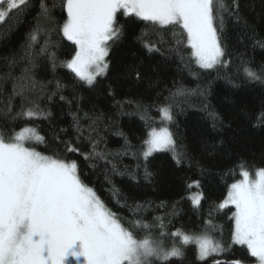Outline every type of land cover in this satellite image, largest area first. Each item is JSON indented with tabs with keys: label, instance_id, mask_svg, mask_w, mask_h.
Returning a JSON list of instances; mask_svg holds the SVG:
<instances>
[{
	"label": "trees",
	"instance_id": "trees-1",
	"mask_svg": "<svg viewBox=\"0 0 264 264\" xmlns=\"http://www.w3.org/2000/svg\"><path fill=\"white\" fill-rule=\"evenodd\" d=\"M45 2L49 7L54 2L59 5V0ZM39 3L40 0H31L30 7L14 11L7 23H0V130L3 134L12 135L24 127L35 128L44 140H33L27 146L45 155L60 154L75 160L85 182L119 217L150 224H158L160 221L155 218H162L167 225L165 229H137L138 238L162 239L164 245L180 247L184 254L152 264H211L216 259L231 261L246 256L244 246L233 245L231 252L200 261L196 258L197 246L183 245L178 240L180 237L172 233L179 229L188 235L200 234L211 221L208 234L227 247L234 227L230 217L235 209L231 205L219 209L218 205L243 171L264 168V84L244 74L245 66L258 73L264 69V0H237L236 14H225L221 39L228 64L213 69H202L195 63L186 34L183 43L177 44L181 30L152 26L134 15L118 14L122 35L110 42L109 68L92 85L81 81L62 64L53 68L48 55L40 54L45 43L40 33H37L39 42L30 50L34 66L29 65L25 52L29 33L36 27ZM52 14L54 21L41 19V26L46 30L62 24L61 17L66 16L59 6ZM143 32L148 36L139 39ZM50 38L53 42L50 51L56 53L58 60H70L75 46L55 31H51ZM149 42L155 43L159 51L150 52L145 47ZM26 67L46 90L25 93L28 100L23 101L24 109L31 108L28 101L35 100L46 115L13 120L11 117L21 111L22 104L21 96L14 94L13 88L22 83L19 78ZM57 81L62 85L59 90ZM53 92L56 94L51 95ZM61 96L65 99L61 100ZM9 105L12 111L6 115ZM167 105H171L173 113L170 131L186 153L181 164L176 163L172 151L155 152L147 161L141 155L148 133L153 127H162L161 109ZM210 111L218 119L214 121ZM85 112L103 114L99 134L104 142L99 148L121 153L109 157L116 165L115 172L105 161H90L79 153L65 151V142L76 136L73 113L83 116ZM87 123L81 121L85 128ZM84 135L87 136L86 131ZM125 137L133 146L128 154H123ZM80 147L82 151L90 150L87 140ZM145 164L153 173L150 180L143 178ZM196 181H199L198 188ZM189 184L194 186L189 188ZM195 192L203 194L199 206H194L190 198ZM212 226L219 230H212ZM251 259L255 263V258Z\"/></svg>",
	"mask_w": 264,
	"mask_h": 264
},
{
	"label": "snow or ice",
	"instance_id": "snow-or-ice-1",
	"mask_svg": "<svg viewBox=\"0 0 264 264\" xmlns=\"http://www.w3.org/2000/svg\"><path fill=\"white\" fill-rule=\"evenodd\" d=\"M30 6L31 0H0V23H7L14 11ZM57 6L66 16L61 17L62 24L57 23L56 28L46 30L41 26V19L54 21L52 13ZM39 8L36 27L29 33L25 52L29 65L34 66L30 50L39 42L37 33H40L45 37L40 54L48 55L53 68L62 64L81 81L92 85L109 68L106 58L110 42H115L122 35L118 14L134 15L160 28L172 26L179 29L177 44L183 43V35L186 34L191 56L200 68L227 67L221 33L225 14H236L238 3L237 0H231L230 4L228 0H59V5L54 2L49 7L45 0H40ZM51 31L75 46L70 60L59 61L56 53L50 51L53 44ZM147 36L148 33L143 32L139 39ZM55 46L58 48L59 44ZM145 47L150 52L159 51L155 43H146ZM23 71L24 75L19 78L22 83L13 88V93L22 99L21 111L11 117L13 120L21 116L46 115L35 100L28 101L32 107L24 109L23 101L28 100L25 93L37 89L44 92L46 87L32 77L29 68ZM244 74L248 79L264 84V69L258 73L245 66ZM136 77L140 78L139 72ZM56 87L57 90L62 87L59 81ZM11 111L9 105L6 115ZM161 111L166 121L173 120L171 105ZM209 116L214 121L218 119L214 111H210ZM82 120L88 122L87 128L82 126ZM103 120L102 113L85 112L83 116L73 113L72 127L76 136L74 140L65 142V151L79 153L86 160L105 161L115 172L116 165L109 157L121 153L113 154L99 148L104 142L99 134ZM173 137L168 127L159 130L153 127L144 141L143 159L147 161L155 152L171 150L176 163L181 164L186 153ZM33 140L43 142L44 138L32 127H24L8 136L0 130V264H152V258L167 261L183 256L180 247L173 245L171 249H165L162 241L153 240L150 236L138 238L137 229H165L167 225L162 218L156 217L155 220L160 222L150 224L119 217L85 182L75 160L60 154L45 155L26 146ZM85 140L89 151L81 150L80 145ZM132 147L125 137L123 154H128ZM143 167V178L150 180L153 173L147 164ZM241 175L243 179L231 184L226 198L218 205L219 209L229 205L235 209L230 217L234 227L227 247L208 234L211 221L200 234L188 235L179 229L172 233L181 237L185 246L196 244V258L200 261L231 252L233 245H239L246 249V256L231 261L216 259L213 264H253L251 258H255V264H264V168L256 171V179H250L248 171ZM193 186L188 185L189 188ZM195 187H199V181L195 182ZM190 198L194 206H199L203 194L197 193ZM212 230L219 229L212 226ZM164 234L162 231L161 235Z\"/></svg>",
	"mask_w": 264,
	"mask_h": 264
},
{
	"label": "rangeland",
	"instance_id": "rangeland-1",
	"mask_svg": "<svg viewBox=\"0 0 264 264\" xmlns=\"http://www.w3.org/2000/svg\"><path fill=\"white\" fill-rule=\"evenodd\" d=\"M107 59V58H106ZM106 74V73H105ZM104 74V75H105ZM104 75H102V76H104ZM98 77H101V76H98ZM97 77V78H98ZM161 119H162V121H163V125H162V127H168L169 128V130H170V127H169V125H170V122L169 121H166L165 119H164V116H163V112H161ZM157 130H159V128H157ZM31 142H33V141H31ZM27 146V145H26ZM165 151H171V150H165ZM173 152V151H172ZM154 154V153H153ZM256 171L257 170H252V171H248L249 172V178L250 179H256V176H255V173H256ZM241 179H243V176L241 175V178L239 179V180H241ZM239 180H237L236 182H238ZM198 192H195V193H193L192 194V196L193 195H195V194H197ZM151 238V237H150ZM151 239H153V240H156V241H162V239H155V238H151ZM178 240H180L181 241V237L180 238H178ZM173 244V243H172ZM194 244V243H193ZM196 245V244H195ZM162 246L165 248V249H170L171 248V246L170 245H164L163 243H162ZM197 246V245H196ZM212 257H216V256H210V257H208L207 259H210V258H212ZM158 259H156V258H152V262H154V261H157ZM160 261V260H159ZM213 263V262H212ZM211 263V264H212ZM253 264H255V263H253Z\"/></svg>",
	"mask_w": 264,
	"mask_h": 264
},
{
	"label": "water",
	"instance_id": "water-1",
	"mask_svg": "<svg viewBox=\"0 0 264 264\" xmlns=\"http://www.w3.org/2000/svg\"><path fill=\"white\" fill-rule=\"evenodd\" d=\"M213 264V263H212Z\"/></svg>",
	"mask_w": 264,
	"mask_h": 264
}]
</instances>
